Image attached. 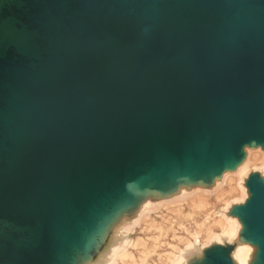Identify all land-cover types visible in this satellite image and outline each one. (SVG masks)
I'll return each mask as SVG.
<instances>
[{
	"label": "water",
	"instance_id": "water-1",
	"mask_svg": "<svg viewBox=\"0 0 264 264\" xmlns=\"http://www.w3.org/2000/svg\"><path fill=\"white\" fill-rule=\"evenodd\" d=\"M247 149L264 151V0H0V264L92 263L146 199L212 191ZM244 186L229 216L264 264L262 173Z\"/></svg>",
	"mask_w": 264,
	"mask_h": 264
},
{
	"label": "bare ground",
	"instance_id": "bare-ground-1",
	"mask_svg": "<svg viewBox=\"0 0 264 264\" xmlns=\"http://www.w3.org/2000/svg\"><path fill=\"white\" fill-rule=\"evenodd\" d=\"M247 155L246 162L236 172L226 173L212 191L198 187L182 188L172 198L159 201L146 199L135 217L125 216L114 226L115 231L124 238L111 245L94 262L85 261L83 264H149L153 256L158 258V262L153 264H191L193 259L188 258V255L196 252V257L203 259L204 250L213 244L234 246L232 258L235 264H254L258 254L257 247L241 241L242 225L238 219L229 216V211L234 205L242 204L248 199L244 183L250 175V170L258 171L264 177V151L247 149ZM195 196H198L197 204L192 206L193 209L184 224L178 223L187 238L174 234L176 243H167L166 248H163L159 238L164 234V229L156 227L155 230L161 234L153 241L126 239L137 226L146 223L153 212L162 207L182 205ZM211 196H214L218 206H211ZM218 208L222 211H217ZM202 214L203 218L198 220L196 216Z\"/></svg>",
	"mask_w": 264,
	"mask_h": 264
},
{
	"label": "rangeland",
	"instance_id": "rangeland-1",
	"mask_svg": "<svg viewBox=\"0 0 264 264\" xmlns=\"http://www.w3.org/2000/svg\"><path fill=\"white\" fill-rule=\"evenodd\" d=\"M254 172H258V171H254L252 169L250 170V174ZM227 190H229V187H227ZM197 202H198V196H195L193 198H190L187 202L182 203V205H174V206L162 207L161 209H158L157 211L151 214V217L147 219L146 223L137 226L134 229V231L129 234L130 235L129 237L126 236V239L153 241L154 238L160 237L161 234L158 230H155L156 227L164 229L163 231L164 234L162 235V237L159 238V240H161L162 242L161 244L163 248H166L167 243H173V244L176 243V238L173 237L174 234H176L179 237L187 238V234L178 225V223L184 224V222L187 219V216L189 215L190 211L193 209L192 206L196 205ZM210 204L212 207H215L216 205L218 206V203L214 198V196L210 197ZM165 208L166 210H164ZM217 211H222V209L218 208ZM196 218L198 220L202 219L203 214L196 216ZM122 238H124V236L122 234H119L118 231H115L114 233L112 232V234L109 236V238L106 241L105 248L111 245H115L118 241H121ZM196 255H197L196 252H193L192 254L188 255V258L194 259ZM153 262H158V258L156 256L152 257V259L149 261V264H153Z\"/></svg>",
	"mask_w": 264,
	"mask_h": 264
}]
</instances>
